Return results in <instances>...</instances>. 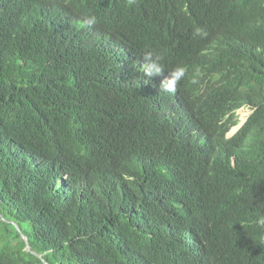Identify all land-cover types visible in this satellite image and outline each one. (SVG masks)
Segmentation results:
<instances>
[{
  "label": "trees",
  "instance_id": "16d2710c",
  "mask_svg": "<svg viewBox=\"0 0 264 264\" xmlns=\"http://www.w3.org/2000/svg\"><path fill=\"white\" fill-rule=\"evenodd\" d=\"M49 1L0 0V264H264V0ZM146 50L186 68L171 116Z\"/></svg>",
  "mask_w": 264,
  "mask_h": 264
},
{
  "label": "clouds",
  "instance_id": "9594fccd",
  "mask_svg": "<svg viewBox=\"0 0 264 264\" xmlns=\"http://www.w3.org/2000/svg\"><path fill=\"white\" fill-rule=\"evenodd\" d=\"M127 5L131 6L136 3V0H126ZM54 5V1L51 0L48 4L42 7L46 14V17L52 15L50 12V7ZM97 17L92 14H84L82 17V24L88 26V28L93 31L91 35L95 41V45L98 46L104 52L115 56L116 61L121 66L128 63H134L138 57V53L131 49L132 44L125 38L121 37V33L112 29L105 27H98ZM96 25V27L94 26ZM200 29L196 30V34L199 35ZM143 60L141 61L142 79L147 83H153L156 86L157 91H154L149 96V101L151 105L156 109L164 112L165 115L171 116V113L165 106L161 103L162 94L175 93L177 91V86L186 75V68L182 65H178L171 70H168V74L162 71L165 67L163 65L164 55L162 53L146 50L142 54ZM154 81V82H153ZM195 82V81H193ZM186 96V93H185ZM187 98V97H186ZM249 110V113L245 115L243 119L238 117L237 111L242 109ZM253 108L249 105H241L234 110L237 117V122L234 124L225 134L226 138H231L234 136L240 128L245 124L249 115L252 113ZM187 117L186 109L183 104H180V113L175 117V122L182 121ZM241 120H240V119ZM258 224L264 227V217L258 220Z\"/></svg>",
  "mask_w": 264,
  "mask_h": 264
},
{
  "label": "rangeland",
  "instance_id": "374dc122",
  "mask_svg": "<svg viewBox=\"0 0 264 264\" xmlns=\"http://www.w3.org/2000/svg\"><path fill=\"white\" fill-rule=\"evenodd\" d=\"M241 108H242V109H240V110L237 111V114H238V117H239V115H240V118L243 119V118L245 117V115L249 113V110H247V109H243V107H241ZM240 118H239V119H240ZM241 119H240V120H241Z\"/></svg>",
  "mask_w": 264,
  "mask_h": 264
},
{
  "label": "water",
  "instance_id": "95a60500",
  "mask_svg": "<svg viewBox=\"0 0 264 264\" xmlns=\"http://www.w3.org/2000/svg\"><path fill=\"white\" fill-rule=\"evenodd\" d=\"M25 241L27 242V238L24 237ZM27 249H29V245H28V242H27V246H26Z\"/></svg>",
  "mask_w": 264,
  "mask_h": 264
}]
</instances>
